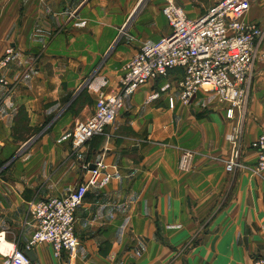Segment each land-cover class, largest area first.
<instances>
[{
    "label": "crops",
    "instance_id": "0c3cea01",
    "mask_svg": "<svg viewBox=\"0 0 264 264\" xmlns=\"http://www.w3.org/2000/svg\"><path fill=\"white\" fill-rule=\"evenodd\" d=\"M173 1L191 20L220 0ZM162 4L0 0V55L12 50L0 86V166L8 165L0 170L5 244L23 247L31 238L30 201L63 197L86 181L83 164L101 158L106 166L75 213L74 257L57 258L42 243L32 248L31 264H252L264 248V173L255 177L245 168L255 164L252 144L264 133V59L255 63L235 119L210 93L198 92L182 106L176 92L181 72L175 70L124 97L104 136L71 149L74 126L91 116L98 98L118 89L138 47L169 32ZM244 21L264 30V0L252 4ZM123 30L128 39L120 37ZM82 92L88 103L76 108ZM21 109L26 128L41 133L9 162L22 144L13 136ZM234 127L240 130V167L228 173L224 162L232 146L225 135ZM184 149L195 156L189 172L177 167ZM0 264H7L1 255Z\"/></svg>",
    "mask_w": 264,
    "mask_h": 264
},
{
    "label": "built area",
    "instance_id": "2783aa9c",
    "mask_svg": "<svg viewBox=\"0 0 264 264\" xmlns=\"http://www.w3.org/2000/svg\"><path fill=\"white\" fill-rule=\"evenodd\" d=\"M39 1L45 3L47 0ZM255 1L220 0L205 14L190 20L173 0H163L161 12L169 32L156 43H142L138 47L133 58L122 68L118 89L98 98L91 116L74 126L71 148L77 151L92 138L104 136L106 127L120 116L124 97L175 70L181 72L176 81V92L182 106L189 107L198 92L210 93L219 103L227 105L226 117L235 119V112L243 111L249 96L255 63L264 59V45L261 47L264 30L244 21ZM11 62L12 50L8 49L0 55V86L6 84L3 72ZM168 98V106L172 109L175 97ZM239 133V127H234L225 135V140L232 146L231 156L224 162L228 173L240 167L236 155ZM252 149L256 151L257 160L253 166L245 168L253 176L261 177L264 173V133L256 138ZM178 157V169L189 172L194 153L184 149ZM92 164V170L88 164L82 165L88 179L70 188L63 197L34 198L27 204L26 218L34 226L29 241L19 247L14 243L5 244L0 236V255L7 259V264H31L25 252L42 243L51 246L57 258L64 254L69 260L74 257L79 246L74 234L75 213L89 188L96 185L106 168L101 158ZM2 244L7 245L3 250ZM252 258V264H264V248Z\"/></svg>",
    "mask_w": 264,
    "mask_h": 264
},
{
    "label": "rangeland",
    "instance_id": "374dc122",
    "mask_svg": "<svg viewBox=\"0 0 264 264\" xmlns=\"http://www.w3.org/2000/svg\"><path fill=\"white\" fill-rule=\"evenodd\" d=\"M120 37L128 39L129 38V34L127 33L126 30H123L120 33ZM76 100L78 101L76 103V108L81 106V105H83V104H85V103H88L87 96H86L85 92H82L78 96V98ZM71 109H74V108H71ZM20 123H21V125L19 126V129L17 131L18 132V139L16 141H22V144H21L18 152L16 153V155H14V157L12 159H10L9 162L17 159L20 155L24 154L28 150L29 146L32 144V142L34 141L36 136H38L39 133H41L40 129H33L32 132L29 131L26 128V120H25V118L23 116L20 118ZM7 166L8 165L0 166V170H3V168H6Z\"/></svg>",
    "mask_w": 264,
    "mask_h": 264
},
{
    "label": "trees",
    "instance_id": "16d2710c",
    "mask_svg": "<svg viewBox=\"0 0 264 264\" xmlns=\"http://www.w3.org/2000/svg\"><path fill=\"white\" fill-rule=\"evenodd\" d=\"M24 117L25 118V120H26V117H25V113H24V111L21 109V110H19L18 111V113H17V120H16V122H15V127H14V130H13V132H14V134H13V136H14V139L15 140H17L18 139V129H19V126L21 125V123H20V118L21 117Z\"/></svg>",
    "mask_w": 264,
    "mask_h": 264
},
{
    "label": "water",
    "instance_id": "95a60500",
    "mask_svg": "<svg viewBox=\"0 0 264 264\" xmlns=\"http://www.w3.org/2000/svg\"><path fill=\"white\" fill-rule=\"evenodd\" d=\"M90 169L92 170V169H94V164H92L91 166H90ZM25 254L28 256V258L30 259V262H34V260H35V255H34V252L33 251H27V252H25Z\"/></svg>",
    "mask_w": 264,
    "mask_h": 264
},
{
    "label": "bare ground",
    "instance_id": "6f19581e",
    "mask_svg": "<svg viewBox=\"0 0 264 264\" xmlns=\"http://www.w3.org/2000/svg\"><path fill=\"white\" fill-rule=\"evenodd\" d=\"M1 247H2V250H3V249H5L6 246L4 244H2Z\"/></svg>",
    "mask_w": 264,
    "mask_h": 264
}]
</instances>
